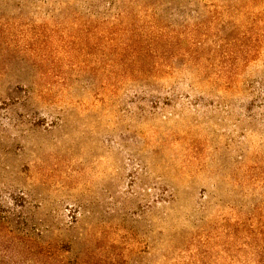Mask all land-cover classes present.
Here are the masks:
<instances>
[{
  "label": "rangeland",
  "instance_id": "374dc122",
  "mask_svg": "<svg viewBox=\"0 0 264 264\" xmlns=\"http://www.w3.org/2000/svg\"><path fill=\"white\" fill-rule=\"evenodd\" d=\"M0 264H264V0H0Z\"/></svg>",
  "mask_w": 264,
  "mask_h": 264
},
{
  "label": "trees",
  "instance_id": "16d2710c",
  "mask_svg": "<svg viewBox=\"0 0 264 264\" xmlns=\"http://www.w3.org/2000/svg\"><path fill=\"white\" fill-rule=\"evenodd\" d=\"M36 263H38V261Z\"/></svg>",
  "mask_w": 264,
  "mask_h": 264
}]
</instances>
